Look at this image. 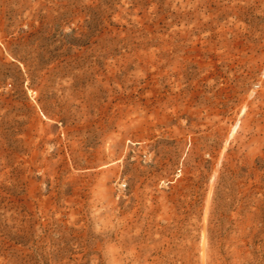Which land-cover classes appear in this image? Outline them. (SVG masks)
Wrapping results in <instances>:
<instances>
[{"label":"rangeland","instance_id":"374dc122","mask_svg":"<svg viewBox=\"0 0 264 264\" xmlns=\"http://www.w3.org/2000/svg\"><path fill=\"white\" fill-rule=\"evenodd\" d=\"M0 264H264V0H0Z\"/></svg>","mask_w":264,"mask_h":264}]
</instances>
